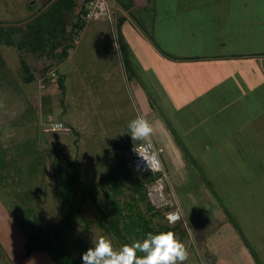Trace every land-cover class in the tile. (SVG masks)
Masks as SVG:
<instances>
[{
  "label": "rangeland",
  "instance_id": "1",
  "mask_svg": "<svg viewBox=\"0 0 264 264\" xmlns=\"http://www.w3.org/2000/svg\"><path fill=\"white\" fill-rule=\"evenodd\" d=\"M107 2L111 12V8L119 6L128 8L125 0H119V6L112 0ZM43 10L41 0H0V264H14L13 254L24 251L27 224L25 220H18V210L35 209L44 228L60 220L62 205L57 195L61 187V177L56 168L58 157L81 162L79 172L74 175L75 178L80 176L83 184L76 191L81 217L69 241L74 259H81L93 241L101 237L110 239L115 249L125 244L109 230L101 210L91 199L92 194L110 213L114 206L113 200L119 197L120 208L123 210L119 217V229L123 232L126 244L144 239L142 234L138 235V227L131 228L140 221L138 210L153 221L152 226L166 224L163 216L147 211L146 203L138 195L132 197L129 182L123 176L116 183L122 184L120 194H117L116 189L112 190L113 183L103 181L99 185L103 178L113 172L116 176L121 166H128L132 149L140 141H134L128 133L130 121L138 115L146 119L145 113L141 112L136 103L135 79L145 88L156 117L174 132L183 153L190 161L194 159L200 164L202 153L212 151L214 156L211 155L210 159L213 162L211 165L206 164V168L210 170L211 167L214 173L221 167L225 168L218 173V183L212 180L214 191L219 195L215 200L209 192L201 193L206 190L201 181V186L192 191L188 187L189 181H185L176 171L172 179L170 166H165L172 184L177 186L173 185L182 208L183 219L180 222H184L189 231V209L182 202V198L184 201L188 196L180 195L178 188L189 191V196L194 194V199L200 195L204 198L202 204L206 203L207 206L215 201L220 202L230 216L233 230L246 243L255 236L264 243V236L258 233L262 228L260 225L264 227V53L256 60L246 59L248 62H234L231 65L225 63L211 68L202 65L201 77H195L186 67H180L181 71H173L180 72L178 76H181L182 82L178 84L175 75L171 77L173 82L168 84V65H163L164 61L159 66L150 67L152 60L149 57L143 65H137L136 61L137 67H126L133 74L131 80L125 78V75L121 76L120 92L115 94L110 91L113 90L111 86H101L102 82L99 81L97 91L106 88L109 97L93 98L87 89L88 82H79L77 78V82L71 78L59 82L54 77H47L43 86L40 84L39 79L45 73L41 72L40 63L46 64L44 69L49 70V64L56 61L59 65L61 60L53 56L47 62L41 57V52L30 50L29 46L21 48L19 41L25 29L21 32L19 26L42 18ZM83 12L84 8L78 19H74L75 24L71 30L67 25L64 27L70 35L75 34L74 39L83 45L81 49L86 45L90 48L83 51L86 58L100 56L99 44L110 45L114 40L118 41L120 35L124 39L125 33L114 22L117 16L84 21L81 20ZM137 12L128 13L127 24L132 23L137 28L140 25L144 29V37L166 57L179 60L203 57L209 55L210 50L225 54L227 47L221 50L219 41L228 43L227 46L233 50L232 55L242 58L245 54L264 48V27L254 23L262 22L264 0H150L145 8L149 20L147 24L137 17ZM250 18L253 22H249ZM62 22L65 24V20ZM97 28L100 30L99 35L95 34ZM126 28L130 31L128 45H137L141 37H135V29L131 31L128 26ZM54 29V39L61 42L60 46L67 45L66 41L72 37L68 35L64 38L63 34L57 33V25ZM58 52L61 54V50ZM134 52L131 50L135 60ZM59 67L63 77H67L65 73L70 62ZM236 68L240 71L231 75V71ZM28 74L34 76L31 82L25 81ZM216 77L218 81L214 85L217 87L208 88ZM191 84L195 88L194 92ZM251 86L255 92L249 90ZM213 102L215 104L212 106ZM249 103L253 111L251 117H254L255 122L239 133V127L243 124L239 118L246 119L242 109ZM202 111L208 114L203 115ZM57 120L62 121L71 131H46V127ZM81 127L86 131H82ZM81 134H84V139L79 137ZM239 156L245 161L243 165L239 164L245 169L240 179L233 178L234 161ZM179 164L183 167L185 162ZM27 190L32 191L30 205L23 202ZM115 214L112 213L113 217ZM191 232L192 238L189 232L186 245L187 248L195 249L200 242L193 228ZM144 235L147 236L146 233ZM250 245H254L253 240ZM255 248L258 256L263 258L257 246ZM193 251L188 254L189 260L186 259L183 264H212L205 262L206 251L202 246ZM43 252L48 254L47 251ZM260 261L264 264V258Z\"/></svg>",
  "mask_w": 264,
  "mask_h": 264
},
{
  "label": "crops",
  "instance_id": "2",
  "mask_svg": "<svg viewBox=\"0 0 264 264\" xmlns=\"http://www.w3.org/2000/svg\"><path fill=\"white\" fill-rule=\"evenodd\" d=\"M43 3V16L45 14H49L50 8L53 6V4H58V9H56L55 17L57 19L56 25H57V33L63 34L64 38L65 36L70 35V32L65 31L64 25H67L70 30L75 24L74 19H78L79 13L82 11V9L86 8V3L88 0H41ZM119 6V0H112ZM126 3L128 4V8H125L123 6L111 8L113 11V15L117 16V21H114L116 25L119 27V29H122V32L125 33L124 39L122 38V35H120V41L114 40L113 43H110V45H100V56L93 55L92 58H86L84 56L83 51L85 49H90L87 48V45L81 49L83 45H80L79 41L75 37V34H71L70 36L72 37L71 40H67L66 44L69 45V48L67 49V54L64 57V60L60 61V64L58 65L55 61V67L57 69L58 76L55 78L59 80V82H62L63 80H68L71 78L72 80H77L79 82H88V92L90 95L93 96V98H99L100 96H108V89L100 90L99 89V81L102 82L101 86H111L113 90L111 89L110 91L117 92L121 91L119 88L121 87L122 80L121 76L125 75V78H129L131 80V75L133 72L129 71L126 67L131 66L135 67L136 64L135 62L137 61V65H141L142 63L145 64L147 63V58H150V67L152 66H159V64L162 62L163 65L167 66L166 68V77L168 79V84H171L173 80L171 77L173 75L176 76V84L179 82H182L181 76L179 77V73H175L173 71H181L180 67H186L188 71L193 74L195 77H201V66H217L221 64H232L234 62L236 63H241V62H248L245 61L246 59L252 61L256 60L258 58H261V54L264 53V48L260 50H256L253 53H248L245 54V58L243 57H238L236 54H233V50L228 47V43H225L222 41H219L221 43V50L224 49V46L227 47L226 51H224L225 54H221L218 50L216 51H209V55H204L203 57L201 56H193V57H186V59H178V58H170L166 57L165 55H161L160 50H158L150 41H148L147 38L144 37L142 33V27L140 25L137 26L133 25L132 23L127 24L128 22V13L133 12V11H138L137 12V17L143 21V23L147 24V14L145 13V8L148 7L150 4V0H125ZM34 2V1H33ZM32 2V3H33ZM37 2V0H35ZM62 2V4H59ZM121 8V9H120ZM143 13H140V12ZM26 14V13H25ZM28 14V13H27ZM60 14V15H59ZM82 14V13H81ZM112 15V16H113ZM250 18L249 22H253ZM61 20V21H60ZM65 20V24L62 22ZM31 20L30 22H32ZM27 22L26 24L30 23ZM258 26L263 25L264 27V17L262 19V22H254ZM23 26V25H21ZM19 26V27H21ZM129 27L131 31L135 29V32L137 34H134L135 37H141V40L139 38V43L137 45H128V39L130 35V31L128 30ZM64 27V28H62ZM74 29V28H73ZM120 29V30H121ZM68 30V29H67ZM69 31V30H68ZM75 31V29H74ZM146 33V32H144ZM264 34V31H262ZM94 35V33H92ZM95 34L99 35L100 30L97 28V31ZM121 34V33H120ZM67 38V37H66ZM74 39V40H73ZM73 40V41H72ZM73 42V43H72ZM99 46H97L99 48ZM138 46V47H137ZM214 47V46H213ZM96 50L98 48L92 47ZM131 50H134V57L135 60L131 54ZM148 53V54H146ZM128 55V58H127ZM70 62V67L67 69V77H63V72H60V67L63 64ZM62 64V65H61ZM142 64V65H143ZM149 64V63H148ZM197 66V67H196ZM137 67V66H136ZM211 68V67H210ZM237 69V68H236ZM232 70L231 75L237 73V71H240V69L237 70ZM138 72V68L137 71ZM233 73V74H232ZM136 74V73H135ZM229 76V75H228ZM60 77V79H58ZM63 77V78H62ZM77 80H75L77 82ZM135 93L137 95V100L136 103L138 105V108L141 110V112L145 113L146 120L150 122V124L153 127V132L150 135L151 139L155 141L158 145L160 144L161 146L165 147V152L162 157V161L164 163V166H170V171L172 173V179L174 178V175L176 172H179L182 177L185 179V181H189V188H191L192 191L193 189H198L197 186H201L199 183L200 178L196 175V171L191 167L190 159L186 154L183 153V150L180 147L178 138L174 136V132L170 129V127L166 126L162 120L156 117V113L151 106L149 102V97L146 94V90L143 87L142 83H139L137 79H135ZM217 77L215 81L212 83V85H209L208 88H216L217 85ZM194 83V82H193ZM192 83V84H193ZM190 85L192 88V91H195V88L193 89V85ZM119 86V87H118ZM189 86V87H190ZM106 90V91H105ZM250 91L253 90V87L249 89ZM255 92V91H252ZM252 92H248L250 94H253ZM95 94V95H94ZM97 94V95H96ZM109 97V96H108ZM116 98V95H115ZM242 99H245L242 97ZM248 100V98H246ZM215 103H212V106ZM252 107H250V103L246 105L242 109L244 114L246 115V119H240L242 121V126L239 127L238 132L242 133L244 132L250 124L254 123V117L251 115L253 114L251 111ZM85 111H82V113ZM203 112V111H202ZM208 113L203 112V115H207ZM248 125V127H247ZM82 131H86L84 127H81ZM84 134H81L79 137L81 139ZM153 136V137H152ZM261 138V136H260ZM144 139H140V142H142ZM137 143V144H138ZM136 144V145H137ZM135 145V146H136ZM253 146V144H251ZM250 145V146H251ZM211 151V150H210ZM214 152H203L201 155V158H199L200 165L203 167L205 170L207 176L210 178L212 181L213 179L216 180L218 183V178L220 175L218 173L223 172L225 168L221 167L222 169H219L216 173L212 171V168L210 167V170L206 168V164L211 165L213 160L210 159L211 155L214 156ZM75 160V159H74ZM179 162H185V165L183 167L180 166ZM245 161L243 158L236 157L234 161V168L235 171H233V178H241L244 173V168H242L239 164L243 165ZM239 166H238V165ZM228 166V165H227ZM225 166V167H227ZM231 165H229V168ZM228 168V169H229ZM252 168V167H251ZM176 171V172H175ZM244 177H242L243 179ZM202 183V182H201ZM213 183V182H212ZM203 184V183H202ZM215 184V183H214ZM174 187L175 184H173ZM219 185V184H218ZM187 187V188H188ZM206 187V186H205ZM180 195H186L188 196L185 198L186 204L185 207L188 208L189 212V225H187L190 234L185 238L186 240L183 241V243L186 246L187 253H192L195 252V250H199L200 247L202 246L203 249L206 251V260L205 262H211L212 264H262L260 260L264 258V243H261L262 241L257 239L255 236L253 240L254 245H250L252 240H249V244L244 241L238 233L233 230L231 226V220L230 216L226 214V208L224 207L223 204H221L218 201H215V203H211L208 206L206 203H203L204 198H201L200 195H197V198L194 199V194H191L192 196H189L190 193L187 190H180L178 188L177 190ZM211 192L209 190H202L201 193H206ZM197 194V193H195ZM215 199V197H213ZM203 199V200H202ZM216 200V199H215ZM219 200V198H218ZM214 204V205H213ZM217 210V211H216ZM184 223V222H183ZM233 225V224H232ZM262 228L258 232L260 236H264V227L260 225ZM185 227V226H184ZM192 228L197 232L198 236V241L200 242L198 244L199 247H196L195 249H190L187 248L188 246L186 245V241L189 239V236L192 238ZM199 236H202L201 239H199ZM259 243V244H257ZM257 246L258 250L261 253V256L263 258H260V255L258 256V252L256 251L257 249L255 248ZM48 253V252H47ZM12 255V254H11ZM13 259H14V264H56L54 259L51 257V255L48 253L46 254L45 252L42 251H37L34 250L30 253H27L24 249V251L21 250L20 253L18 254H13ZM189 260V255L187 257Z\"/></svg>",
  "mask_w": 264,
  "mask_h": 264
},
{
  "label": "trees",
  "instance_id": "3",
  "mask_svg": "<svg viewBox=\"0 0 264 264\" xmlns=\"http://www.w3.org/2000/svg\"><path fill=\"white\" fill-rule=\"evenodd\" d=\"M59 4H62V2H60ZM57 5L58 4H53V6L49 9L51 13L43 16L42 18L34 19L32 22L19 27L21 32H23L22 29H25L24 36H22L21 41H19L21 44V48H23L24 46H29L30 50L34 49L36 52H41V57L44 61L46 60L47 62L51 61L50 58L53 56H56V58L59 57V60L64 59L67 54V49L69 48L68 44L60 46L59 44L61 42L54 39V36L56 35L54 26H56L57 22V19L55 17ZM46 35L48 36L47 41H45ZM59 50H61V54H59ZM45 65L46 64L43 63H40L39 65L41 67V72H45L42 74H46L47 71L55 67L53 66L55 65V63H52L49 64L50 66H48L50 67L49 70H45ZM32 80H34V76L31 74H28V76L25 78V81L27 82H31ZM58 160L59 162L57 163L56 168L59 173V177H61V187L60 189H58L57 195L61 200L62 205V216L60 220L57 223L51 225V227L44 228L39 222L35 209L33 208H21V210H18V215L17 213L16 215L18 217V220H21V222L25 220L27 224L26 231L24 232V249L27 253H30L34 250H43L47 251L51 255L56 264H82V259H74L72 257L69 247V241L74 232L76 222L81 217V206L77 203L78 196L76 191L77 188L80 189L83 184L80 176L76 178L74 176L76 172H79L81 162L77 159L72 161L67 159L66 157H58ZM190 163L191 166L194 167L196 175L200 178V181L206 186L207 190H209L211 194L215 198H217V196L219 195L215 193L214 185L210 178L207 176L203 167L200 164H197V161H195L194 159H192ZM118 170L119 171L117 172L118 174H116V176L113 175V172L111 175L103 178L99 185H101L103 181L113 183V185L111 186L112 190L116 189L117 194H120L122 191V184L116 183L119 181L120 177L123 176L129 182V188L131 190L132 197H134V195H138V198L142 202L146 203L148 212L155 213L153 215L156 216H163L166 221V224L160 223L157 224V226H152L153 221L151 219H147L146 214H144L141 210H138L140 221L138 222V224L132 225L131 228L138 227V229H136L138 230V235L142 234L144 238L145 233L155 234L159 231H172L175 233L176 238L183 243V240L189 235L188 231L184 227V223L179 222L171 226L163 213L164 211L156 209L148 200L147 184L153 180V176H137L127 165L121 166ZM117 189L120 192H118ZM27 191V194L23 196V202L25 205H30V203L32 202V191ZM91 196V199L99 207L104 219L107 221L109 230L113 231L114 234L120 237L126 244V239L123 236V232L119 229V217H121V213L123 211L120 208L119 197L116 196L113 200L114 206L112 209V213H116L113 217L112 213L104 209L103 205L96 198L95 194H92ZM183 199L184 198H182V202L184 205L186 204V201H183Z\"/></svg>",
  "mask_w": 264,
  "mask_h": 264
},
{
  "label": "built area",
  "instance_id": "4",
  "mask_svg": "<svg viewBox=\"0 0 264 264\" xmlns=\"http://www.w3.org/2000/svg\"><path fill=\"white\" fill-rule=\"evenodd\" d=\"M112 15L113 12L110 11L107 0H88L85 11L81 14V20H100L102 17L111 19ZM57 76L58 73L55 67L41 76V79H39L40 84L42 85L47 77L56 78ZM46 128V131L52 132L71 131L69 127L59 120L51 123L50 127ZM164 152L165 148L158 145L149 136L132 149L131 161L128 166L137 176H153V180L147 184L148 200L156 209L164 211L163 213L169 224H177L183 219L182 208L170 180L169 172L162 161ZM169 216L175 219L170 222L168 220Z\"/></svg>",
  "mask_w": 264,
  "mask_h": 264
},
{
  "label": "clouds",
  "instance_id": "5",
  "mask_svg": "<svg viewBox=\"0 0 264 264\" xmlns=\"http://www.w3.org/2000/svg\"><path fill=\"white\" fill-rule=\"evenodd\" d=\"M153 132V127L142 115H138L128 124V133L132 139H145ZM174 217L169 216L171 222ZM140 253L141 255H137ZM188 253L185 245L172 231L149 233L142 240L113 247L110 239L101 237L94 240L88 250L82 254V264H183Z\"/></svg>",
  "mask_w": 264,
  "mask_h": 264
}]
</instances>
